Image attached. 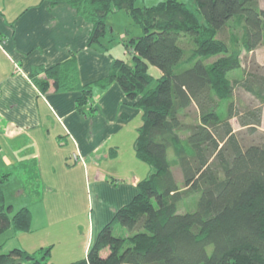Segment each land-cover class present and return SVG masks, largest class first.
Here are the masks:
<instances>
[{"label": "trees", "instance_id": "obj_1", "mask_svg": "<svg viewBox=\"0 0 264 264\" xmlns=\"http://www.w3.org/2000/svg\"><path fill=\"white\" fill-rule=\"evenodd\" d=\"M42 2L75 9L92 25L88 46L105 51L112 43L109 14L124 11L143 30L127 45L132 62L114 58L107 76L93 83L79 84L64 63L37 67L32 75L43 91L51 87L50 79L79 91L80 112L95 87L117 83L143 113L135 153L152 173L100 230L87 257L70 264H264V133L245 147L230 122L238 118L251 133L262 122L264 74L233 77L243 68L242 54L264 43V8L258 0H164L143 8L135 0ZM151 66L160 71L158 78L149 73ZM239 89L261 105L239 111L234 101ZM173 166L181 171L182 187ZM10 170L0 167V233L11 227L28 232L30 209L11 217L13 207L6 205L3 185ZM28 181L21 190L26 192ZM190 198L193 206L182 210ZM115 224L128 236H114ZM38 253L40 258L14 248L0 253V264H50L49 248Z\"/></svg>", "mask_w": 264, "mask_h": 264}, {"label": "crops", "instance_id": "obj_2", "mask_svg": "<svg viewBox=\"0 0 264 264\" xmlns=\"http://www.w3.org/2000/svg\"><path fill=\"white\" fill-rule=\"evenodd\" d=\"M5 1L0 0V166L18 169L20 177L28 172L44 175L46 169L55 170L54 161L77 153L84 157L85 169L95 172V183L105 184L103 190L96 189V208L100 223L106 225L135 196L136 180L141 178L136 170H127V165L121 169V152L128 143L135 152L143 113L117 83L95 87L84 112L77 108L79 91L57 87L53 79L51 87L43 91L32 77L37 67L64 63L82 85L107 76L115 58L111 44L107 51L88 46L92 25L69 5ZM44 73L40 71L39 77L44 78ZM127 175L137 179L102 182L103 177L119 180ZM22 179L17 180V196L25 193ZM3 189H7L5 185ZM43 190L51 193L53 187L44 184ZM94 237L85 244L82 258L87 257ZM29 249L37 248L32 245Z\"/></svg>", "mask_w": 264, "mask_h": 264}, {"label": "rangeland", "instance_id": "obj_3", "mask_svg": "<svg viewBox=\"0 0 264 264\" xmlns=\"http://www.w3.org/2000/svg\"><path fill=\"white\" fill-rule=\"evenodd\" d=\"M15 1L19 0H6L5 2L14 3ZM162 1L164 0H135V5L141 8L152 7ZM179 1L192 4L190 0ZM258 2L259 6L264 8V0H258ZM107 23L113 30V33L109 36V39H112L110 50L113 55L115 58H123L126 62H132L131 53L133 50L130 46L127 47V45L131 37L143 35L142 28L124 11L109 14ZM242 25L240 23L239 27ZM226 30L228 31V29ZM224 36L222 35V37ZM242 67V70H237L233 75L234 78L243 77L244 72L256 73L258 71L264 74V43L252 53L242 54ZM149 73L155 78L161 75L160 71L153 66L150 67ZM234 101L239 111L261 105L251 94L240 89L236 91ZM187 121L192 122V119L189 118ZM230 122L243 146L247 147L251 144H256L261 140L264 133V108L261 126L255 133H251L242 127L238 118H233ZM123 147V151L121 152V169L127 165L129 167L127 170H136L141 178L137 179L135 175H127L124 179L119 180L113 177V179L103 177L102 182L118 184L121 182L127 183L131 181V178L137 179L135 186L136 196L138 183L149 177L152 170L146 163L137 159L136 153L133 152V145L129 146L128 143ZM67 158L63 156L62 160L57 159L54 161L56 166L55 170L46 169L45 174L39 173L38 177L32 174L20 177L21 175H17L10 168L5 169L0 166L2 171H11L9 179L4 184L7 189H3L6 205L10 204L13 207V212L10 213L11 217L23 207H28L32 213L31 228L27 234L23 235L22 232L16 231L13 227L7 228L4 232L0 233V253H7L14 248H22L36 253V256L40 258L39 250L49 248L48 263L50 264H70L85 259L82 258L84 257L85 244L91 240L93 235H95V240L102 226L105 225L100 223L101 216L96 208V189L100 187L103 190L105 184L98 186L95 183V172L85 169L86 164L85 166L83 165L85 162L84 157L73 153L70 158ZM170 159H174V153L172 151L170 152ZM172 171L182 187L183 180L180 169L173 166ZM21 178H23L22 181H29L26 184L25 194L17 196V191L20 190L17 180H21ZM44 184L52 186L53 192L44 193ZM43 194L45 197H43ZM190 201L192 203L188 202L185 206L183 205L182 210L193 206L195 202L194 198H190ZM108 202L106 201V204ZM98 226L101 227L98 229ZM113 235L126 237L128 236V231L120 224H115ZM40 244H43L45 247L43 246L44 248H41ZM32 245L36 246L37 249L35 251L29 249ZM108 252V250H104L101 254L107 256Z\"/></svg>", "mask_w": 264, "mask_h": 264}, {"label": "built area", "instance_id": "obj_4", "mask_svg": "<svg viewBox=\"0 0 264 264\" xmlns=\"http://www.w3.org/2000/svg\"><path fill=\"white\" fill-rule=\"evenodd\" d=\"M77 159V158H76Z\"/></svg>", "mask_w": 264, "mask_h": 264}]
</instances>
